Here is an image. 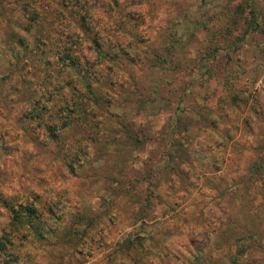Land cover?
<instances>
[{
  "label": "rangeland",
  "instance_id": "1",
  "mask_svg": "<svg viewBox=\"0 0 264 264\" xmlns=\"http://www.w3.org/2000/svg\"><path fill=\"white\" fill-rule=\"evenodd\" d=\"M0 31V234L49 203L15 264H264V0H0Z\"/></svg>",
  "mask_w": 264,
  "mask_h": 264
},
{
  "label": "trees",
  "instance_id": "2",
  "mask_svg": "<svg viewBox=\"0 0 264 264\" xmlns=\"http://www.w3.org/2000/svg\"><path fill=\"white\" fill-rule=\"evenodd\" d=\"M31 27L32 25H28V28ZM3 34L4 32L0 31V38ZM9 43L10 41L6 44ZM17 43L22 45L21 40H17ZM23 48L26 47L24 46ZM5 53L8 57V51ZM15 56L12 53L9 58L13 61L20 60L22 53L20 57ZM62 59L67 62L69 60L67 56L60 57L58 60L61 61ZM7 64L8 66H12V61L7 62ZM34 116L39 120L38 113H35ZM31 197L30 202L24 200L21 204L18 203L16 205H10L6 201L1 202V205L10 213V219L8 225L0 234V264H15L21 259L18 254L19 251L15 252L18 247H23L25 243L30 244L43 240V234L46 231L43 214L47 211L49 203L43 206L41 205L43 203L39 204V201H37L36 195H32Z\"/></svg>",
  "mask_w": 264,
  "mask_h": 264
}]
</instances>
